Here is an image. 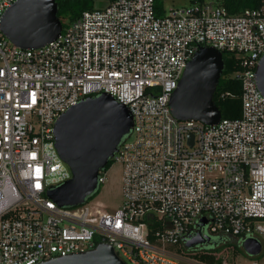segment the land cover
Segmentation results:
<instances>
[{
    "label": "built area",
    "instance_id": "1",
    "mask_svg": "<svg viewBox=\"0 0 264 264\" xmlns=\"http://www.w3.org/2000/svg\"><path fill=\"white\" fill-rule=\"evenodd\" d=\"M14 1L0 0V18ZM165 2L159 11L153 0H107L38 48L0 31V264H36L98 243L127 264H177L174 252L200 227L240 243L254 238L260 253L264 95L255 70L264 0L237 12L216 0ZM201 46L237 59L239 116L205 124L172 115L170 95ZM101 92L132 116L111 158L121 165V202L113 210L88 198L59 206L46 192L71 171L55 148L54 122Z\"/></svg>",
    "mask_w": 264,
    "mask_h": 264
},
{
    "label": "water",
    "instance_id": "2",
    "mask_svg": "<svg viewBox=\"0 0 264 264\" xmlns=\"http://www.w3.org/2000/svg\"><path fill=\"white\" fill-rule=\"evenodd\" d=\"M98 7L99 2L95 1L94 8ZM61 29L56 0H15L0 18V31L21 48L41 47L56 39ZM222 70V53L211 46L199 47L187 61L170 95L168 104L172 115L180 120L216 123L221 113L214 104L213 94ZM255 80L264 95V55L258 61ZM131 127L132 116L127 106L105 92L87 96L61 113L53 126L54 145L68 165L71 177L47 190V196L59 206L80 204L89 198L98 186V172L105 169ZM188 137L191 143L192 135ZM205 223V218L201 217L199 225ZM206 239L198 231L186 238L182 247L187 249ZM241 246L249 255H257L260 250V243L254 238L244 239ZM36 264L127 263L111 245L98 243L94 248L54 256Z\"/></svg>",
    "mask_w": 264,
    "mask_h": 264
},
{
    "label": "trees",
    "instance_id": "3",
    "mask_svg": "<svg viewBox=\"0 0 264 264\" xmlns=\"http://www.w3.org/2000/svg\"><path fill=\"white\" fill-rule=\"evenodd\" d=\"M154 7L161 10L166 0H153ZM174 1V0H167ZM189 2H201L205 0H187ZM221 5L225 6L230 12H237L243 8H255L259 5V0H216ZM57 16L61 20L62 27L75 19L84 10L94 9L95 0H56ZM64 20V21H62ZM223 70L219 77L217 86L213 94L214 104L218 107L223 118H234L240 114V83L231 74L238 69L237 59L230 54L224 52L222 54ZM113 160L109 159L105 166V170L109 167ZM104 170V171H105ZM95 192L89 196L91 199ZM210 242L205 245H200V249L208 247L206 250L217 252L220 249L230 245L229 241L233 240L238 243L237 239L232 236H226L219 233L210 232ZM234 247L235 252L239 251ZM182 247V246H180Z\"/></svg>",
    "mask_w": 264,
    "mask_h": 264
},
{
    "label": "rangeland",
    "instance_id": "4",
    "mask_svg": "<svg viewBox=\"0 0 264 264\" xmlns=\"http://www.w3.org/2000/svg\"><path fill=\"white\" fill-rule=\"evenodd\" d=\"M100 5H103L107 0H95ZM173 3V4H172ZM188 3L187 0H174L165 2L166 5H182ZM64 21V20H62ZM121 165L116 160H113L109 167L105 170V179L100 183L95 191L94 196L89 199L93 203H97L100 207L106 210L115 209L121 202ZM230 245L220 249L217 252H212L197 248L195 250L180 247L174 252L177 256V264H221L225 261L228 264H249L251 259H256L259 264H264V243L259 254L249 255L242 249L241 243L238 242V250L235 252L234 247L237 245L235 241H229ZM171 249H173L171 247Z\"/></svg>",
    "mask_w": 264,
    "mask_h": 264
},
{
    "label": "flooded vegetation",
    "instance_id": "5",
    "mask_svg": "<svg viewBox=\"0 0 264 264\" xmlns=\"http://www.w3.org/2000/svg\"><path fill=\"white\" fill-rule=\"evenodd\" d=\"M200 231L202 235H204L207 239L199 244H196V245H192L190 247H188L187 249H190V250H195L197 248H199L200 245H205V244H208L210 242V235L211 234L205 227H200L197 229V232Z\"/></svg>",
    "mask_w": 264,
    "mask_h": 264
}]
</instances>
